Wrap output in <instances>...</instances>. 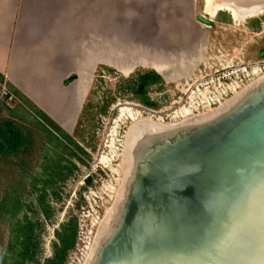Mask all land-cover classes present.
I'll return each mask as SVG.
<instances>
[{"label":"rangeland","instance_id":"rangeland-1","mask_svg":"<svg viewBox=\"0 0 264 264\" xmlns=\"http://www.w3.org/2000/svg\"><path fill=\"white\" fill-rule=\"evenodd\" d=\"M193 3L195 27L159 37L154 44L159 56L150 54L148 38L137 55L149 56L107 55V65L96 55L90 91L83 94L72 132L51 125L10 87L19 101L6 104L0 98V264H42L63 225L75 227L63 264L85 263L105 218L112 210L119 216L134 178L122 165L132 115L183 131L264 83L263 75L233 92L230 79L234 67L264 58V13L235 21L225 11L207 15L206 0ZM200 15L212 24L199 21ZM148 71L160 79L149 82L145 95L136 94L138 75ZM144 97L154 104L143 103Z\"/></svg>","mask_w":264,"mask_h":264},{"label":"water","instance_id":"water-1","mask_svg":"<svg viewBox=\"0 0 264 264\" xmlns=\"http://www.w3.org/2000/svg\"><path fill=\"white\" fill-rule=\"evenodd\" d=\"M145 148L93 264H264V83Z\"/></svg>","mask_w":264,"mask_h":264},{"label":"crops","instance_id":"crops-1","mask_svg":"<svg viewBox=\"0 0 264 264\" xmlns=\"http://www.w3.org/2000/svg\"><path fill=\"white\" fill-rule=\"evenodd\" d=\"M193 1L0 0V75L23 100L72 132L96 55L107 65V55L149 56L137 55L148 38L150 54L159 56V37L195 27Z\"/></svg>","mask_w":264,"mask_h":264},{"label":"bare ground","instance_id":"bare-ground-1","mask_svg":"<svg viewBox=\"0 0 264 264\" xmlns=\"http://www.w3.org/2000/svg\"><path fill=\"white\" fill-rule=\"evenodd\" d=\"M248 1L250 0H206L205 13L209 15L210 17H214L216 16L218 12L225 11V12H228L235 21L243 20L244 18L256 17L264 13V3L258 4V5H250L246 3ZM252 89L245 90L241 95H238L236 97V100H234L232 103H229L228 107L223 108V110H220L221 111L220 113H216V114L214 113L213 117L208 116L206 118L205 116V119H201V120L199 119L200 121H198V123L196 122V126L211 122L215 118L225 113L226 110L227 111L230 110L241 99H243L245 95L251 92ZM253 90H255V88ZM131 117L134 120L133 122L135 124L133 123V126L127 135L126 142H125V153L123 156V163H122L126 173L130 171H133V173L135 172L136 165L138 161L141 160V157L144 153L143 149H146L145 146L150 145L152 142H154L158 138L170 137L179 131V130H176L177 132L169 131L170 130L169 128L171 126L170 127L168 126V128H166L165 126H161L152 121L138 122L135 119V117H133V115ZM189 129L190 128H185L183 129V131H189ZM158 130H164V132L162 134H158ZM183 131L181 130L179 132H183ZM134 177H135V173H134ZM124 184H125V181H124ZM121 198L122 196L119 197V200H117V202L118 201L120 202ZM122 199L123 201H125L126 197ZM123 204L124 202H122V207L117 209V212L118 210H120V214L123 208ZM115 215L116 214L112 210V212H110V214L107 217L108 219L105 218L106 221L101 225L95 245L93 248H91V251L89 252V255L87 256L84 264L94 263L100 245L105 241V239L110 235L113 228L115 227V224L119 217L118 214L116 215L117 217ZM103 238L105 239L103 240Z\"/></svg>","mask_w":264,"mask_h":264},{"label":"trees","instance_id":"trees-1","mask_svg":"<svg viewBox=\"0 0 264 264\" xmlns=\"http://www.w3.org/2000/svg\"><path fill=\"white\" fill-rule=\"evenodd\" d=\"M159 79H160L159 75L154 71L140 73L137 78V89L135 93L145 95L146 92L144 89L149 84V82L151 80H159ZM2 81H4V79L0 75V82ZM142 102L148 106L154 104L147 97H144L142 99ZM41 114L43 113L41 112ZM43 116L51 125H55L54 122L50 118H48L45 114H43ZM56 236H57V240L53 243V254L50 257L46 258L42 264H63V262L65 261L67 251L70 248H72L74 244L75 227L72 226L70 228H65V226L63 225L62 230L56 232ZM27 237L24 241H21L23 245L29 242L27 239L30 238Z\"/></svg>","mask_w":264,"mask_h":264},{"label":"built area","instance_id":"built-area-1","mask_svg":"<svg viewBox=\"0 0 264 264\" xmlns=\"http://www.w3.org/2000/svg\"><path fill=\"white\" fill-rule=\"evenodd\" d=\"M230 79H232L231 84L233 92L236 91L237 86L242 83L244 85V81L251 80L253 78H260L264 75V58L252 63H247L246 65L236 66L231 69ZM218 83L220 82V78H218ZM0 98L2 101L8 104L9 101L18 100V97L14 92L9 89V86L5 82H0Z\"/></svg>","mask_w":264,"mask_h":264}]
</instances>
